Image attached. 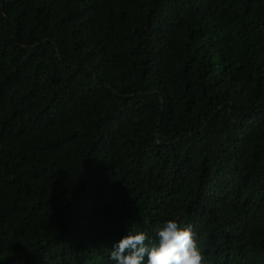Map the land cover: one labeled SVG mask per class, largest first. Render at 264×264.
I'll return each instance as SVG.
<instances>
[{
  "label": "trees",
  "instance_id": "trees-1",
  "mask_svg": "<svg viewBox=\"0 0 264 264\" xmlns=\"http://www.w3.org/2000/svg\"><path fill=\"white\" fill-rule=\"evenodd\" d=\"M167 219L264 264V0H0V264Z\"/></svg>",
  "mask_w": 264,
  "mask_h": 264
},
{
  "label": "clouds",
  "instance_id": "clouds-1",
  "mask_svg": "<svg viewBox=\"0 0 264 264\" xmlns=\"http://www.w3.org/2000/svg\"><path fill=\"white\" fill-rule=\"evenodd\" d=\"M155 240L144 231L129 230L110 251L113 264H202L204 257L192 225L167 219L155 229Z\"/></svg>",
  "mask_w": 264,
  "mask_h": 264
}]
</instances>
